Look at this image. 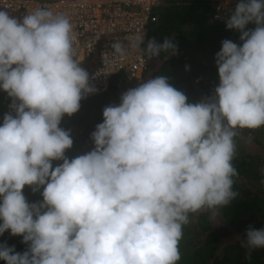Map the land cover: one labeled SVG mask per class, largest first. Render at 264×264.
Masks as SVG:
<instances>
[{
    "label": "clouds",
    "instance_id": "1",
    "mask_svg": "<svg viewBox=\"0 0 264 264\" xmlns=\"http://www.w3.org/2000/svg\"><path fill=\"white\" fill-rule=\"evenodd\" d=\"M225 23L242 45L222 41L210 96L189 103L168 76L148 79L103 109L94 149L69 159L74 141L61 122L97 91L76 59L72 23L47 7L22 19L0 7V89L12 99L0 125V236L28 246L0 243V260L178 264L190 215L215 218L239 196L236 137L264 127V0H239ZM125 39L111 44L120 57L144 43ZM144 51L168 59L178 46L152 38ZM26 186L43 189L42 201L30 203ZM242 247L249 260L264 249V228L249 226Z\"/></svg>",
    "mask_w": 264,
    "mask_h": 264
},
{
    "label": "trees",
    "instance_id": "2",
    "mask_svg": "<svg viewBox=\"0 0 264 264\" xmlns=\"http://www.w3.org/2000/svg\"><path fill=\"white\" fill-rule=\"evenodd\" d=\"M214 4L213 0H166L156 12V21L147 27L144 48L149 39L162 43L169 38L177 44L178 54L166 59L168 53L162 52L149 60V69L143 75L145 81L159 75L168 76L172 86L187 95L189 103L199 102L213 93L219 84L216 54L222 48V41L228 39L242 45L240 32L229 30L225 22L213 20ZM247 27L254 29L255 25ZM128 83L137 84L124 74L115 76L107 92L86 97L77 113L64 116L60 127L70 131L74 141L73 147L66 151L69 159L94 149L91 134L103 122V109L112 103L119 105L120 100L113 101ZM11 103L12 99L0 89V125L4 115L11 111ZM245 131L252 139L248 143L243 131L236 137L237 155L233 161L239 173L234 178V190L239 196L215 218H210L208 213L190 215L179 245L178 264H264V249L254 250L249 260L247 249L242 247L249 226L264 228V149L253 148L264 143V127ZM60 163L54 161L53 165ZM42 191L33 193L26 186L24 194L31 203L42 201ZM3 242L14 245L21 253L28 247L22 243V237L12 236L10 232L0 236V243ZM0 264L6 262L0 260Z\"/></svg>",
    "mask_w": 264,
    "mask_h": 264
},
{
    "label": "built area",
    "instance_id": "3",
    "mask_svg": "<svg viewBox=\"0 0 264 264\" xmlns=\"http://www.w3.org/2000/svg\"><path fill=\"white\" fill-rule=\"evenodd\" d=\"M213 20L225 22L234 11L239 0H213ZM166 0H0L13 16L21 18L28 10L47 7L55 13L67 16L73 26L76 59L80 64L88 61L84 68L91 77L90 83L97 89L95 96L108 91L110 81L119 74L130 80L140 81L149 69V59L144 43L137 49H128L120 57L111 48L112 42L129 41L142 37L156 21V12ZM92 66H94L93 69Z\"/></svg>",
    "mask_w": 264,
    "mask_h": 264
},
{
    "label": "rangeland",
    "instance_id": "4",
    "mask_svg": "<svg viewBox=\"0 0 264 264\" xmlns=\"http://www.w3.org/2000/svg\"><path fill=\"white\" fill-rule=\"evenodd\" d=\"M87 63H88V61H86L84 64H81V66L82 67H84V66H87ZM143 80H144V78H143ZM143 80H141V81H136V83L137 84H131V83H128L129 85H127L126 87H124L123 89H125L123 92H120L119 94H118V96H119V98H117V99H115L113 102H117L116 100H120V98H121V95L124 93V92H126L127 90H129V89H131V88H135V87H137L138 86V84H140V83H142V82H144ZM120 102V101H119ZM113 104H117V103H112V105ZM243 135L246 137V141L249 143L250 141H251V137H250V135L251 134H248V131H245V130H243ZM253 148H254V150L255 151H257V150H261V149H264V143H262V146L260 147V145H258V146H253ZM263 155H264V153H263ZM222 234H224L225 233V229L224 230H222Z\"/></svg>",
    "mask_w": 264,
    "mask_h": 264
}]
</instances>
